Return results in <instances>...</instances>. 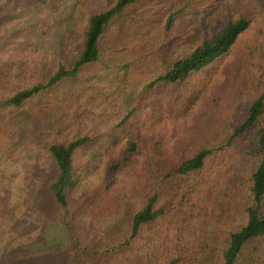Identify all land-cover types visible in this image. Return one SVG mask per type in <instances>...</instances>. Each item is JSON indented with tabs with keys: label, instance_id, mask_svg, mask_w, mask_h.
Here are the masks:
<instances>
[{
	"label": "rangeland",
	"instance_id": "rangeland-1",
	"mask_svg": "<svg viewBox=\"0 0 264 264\" xmlns=\"http://www.w3.org/2000/svg\"><path fill=\"white\" fill-rule=\"evenodd\" d=\"M112 1L0 0V264H63L75 241L100 246L126 235L130 216L141 207L144 195L135 189L140 184L136 173L140 171L144 183L147 176L160 172L144 165L134 152L132 163L108 184L102 177L109 162L129 142L146 137L173 143L178 138L197 139L204 130L221 124L231 127L244 118L246 104L264 80V1L246 0L250 26L202 74L210 78L192 107L170 121L147 119L152 104L166 116L170 112L172 89L158 85L137 106V93L158 70L161 58L210 37L239 13L240 6H227L228 0H206L180 13L166 28L168 13L161 4L165 1L142 0L151 23L127 50L128 56L135 48L144 52L139 58L133 55L141 60L131 78L97 63L42 90L20 107L3 103L19 90L46 82L59 65L69 67L81 48L89 15ZM131 107H137L136 116L122 122ZM82 136L90 141L74 154L78 180L68 193L71 232L50 191L57 170L48 148ZM234 165L246 166L241 159ZM243 180L223 165L212 177L220 192L228 183ZM219 208L213 218L229 209L222 200ZM238 218L231 214L226 220L237 225ZM130 264L156 263L150 250L142 248Z\"/></svg>",
	"mask_w": 264,
	"mask_h": 264
},
{
	"label": "trees",
	"instance_id": "trees-1",
	"mask_svg": "<svg viewBox=\"0 0 264 264\" xmlns=\"http://www.w3.org/2000/svg\"><path fill=\"white\" fill-rule=\"evenodd\" d=\"M164 1L160 3L168 13V28L180 13L206 0ZM245 2L228 0L227 6H240L238 14L229 17L199 44L178 53L168 52L161 58L158 70L140 87L137 106L158 85L172 89L170 112L166 116L152 104L147 119L170 121L192 107L194 97L210 78L202 74L224 57L250 26V10ZM142 4V0H114L100 5L88 17L81 48L70 66L59 65L46 82L19 90L3 103L20 107L35 94L66 78H74L97 63L116 68L124 79L131 78L141 60L136 58L144 52L135 48L128 56L127 50L151 23L145 18ZM260 84L246 104L244 118L231 127L229 123L227 129L221 124L204 130L197 139L178 138L173 143H162L154 137L129 142L117 159L109 162L102 181L109 184L114 180L118 171L132 163L134 152L141 156L144 165L153 166L160 173L147 176L146 184L140 171L136 173L140 184L135 189L144 195L141 207L130 216L128 233L100 246L75 241L63 264H130L142 248L150 250L156 264H264V80ZM136 110L137 107H131L122 122L134 118ZM89 141V137L82 136L53 143L48 148L57 170L50 191L61 208L62 222L71 232L74 224L68 193L78 180L74 154ZM239 159L245 162L244 168L234 165ZM222 165L244 176V180L228 183L225 191L220 192L212 177ZM221 200L229 209L221 210L223 215L213 218L215 211L220 210ZM231 214L239 217L237 225L227 223L226 217Z\"/></svg>",
	"mask_w": 264,
	"mask_h": 264
}]
</instances>
